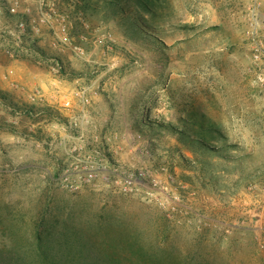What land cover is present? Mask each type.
<instances>
[{"label": "rangeland", "instance_id": "374dc122", "mask_svg": "<svg viewBox=\"0 0 264 264\" xmlns=\"http://www.w3.org/2000/svg\"><path fill=\"white\" fill-rule=\"evenodd\" d=\"M150 1L128 28L103 0H0V244L44 212L123 264H264L250 1Z\"/></svg>", "mask_w": 264, "mask_h": 264}, {"label": "trees", "instance_id": "16d2710c", "mask_svg": "<svg viewBox=\"0 0 264 264\" xmlns=\"http://www.w3.org/2000/svg\"><path fill=\"white\" fill-rule=\"evenodd\" d=\"M103 2L106 13L104 18H120L128 28H132L133 23L131 17L125 15V9L130 7L127 2L135 4L136 12H139L138 8L148 12L150 16L153 12L150 0H103ZM21 19L23 17L20 16ZM0 100H7L1 90ZM31 110L33 107L24 108L28 113ZM185 123L196 127L197 134L207 135L216 131L213 126L196 116ZM25 232L27 236L24 239L15 237L9 244H0V264H123L120 259H116L118 256L116 253L107 252L111 243L99 244L98 230H85L68 221H64L58 227L50 225L45 219L44 212L37 221L28 225Z\"/></svg>", "mask_w": 264, "mask_h": 264}, {"label": "built area", "instance_id": "2783aa9c", "mask_svg": "<svg viewBox=\"0 0 264 264\" xmlns=\"http://www.w3.org/2000/svg\"><path fill=\"white\" fill-rule=\"evenodd\" d=\"M249 20H250V30L249 33L251 36L255 37L253 39L254 44L256 45V51H264V0H249ZM35 20L21 19L18 22L21 30H25L28 25L33 26Z\"/></svg>", "mask_w": 264, "mask_h": 264}, {"label": "crops", "instance_id": "0c3cea01", "mask_svg": "<svg viewBox=\"0 0 264 264\" xmlns=\"http://www.w3.org/2000/svg\"><path fill=\"white\" fill-rule=\"evenodd\" d=\"M4 78H7L6 75H4Z\"/></svg>", "mask_w": 264, "mask_h": 264}]
</instances>
